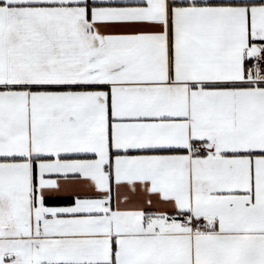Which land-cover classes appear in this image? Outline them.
Wrapping results in <instances>:
<instances>
[{
	"label": "snow or ice",
	"instance_id": "obj_1",
	"mask_svg": "<svg viewBox=\"0 0 264 264\" xmlns=\"http://www.w3.org/2000/svg\"><path fill=\"white\" fill-rule=\"evenodd\" d=\"M0 264H264V0H0Z\"/></svg>",
	"mask_w": 264,
	"mask_h": 264
}]
</instances>
